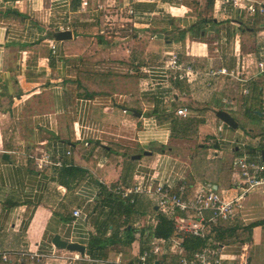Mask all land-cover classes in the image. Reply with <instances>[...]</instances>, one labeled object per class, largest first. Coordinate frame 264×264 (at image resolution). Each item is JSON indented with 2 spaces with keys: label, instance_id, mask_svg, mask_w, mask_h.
<instances>
[{
  "label": "crops",
  "instance_id": "1",
  "mask_svg": "<svg viewBox=\"0 0 264 264\" xmlns=\"http://www.w3.org/2000/svg\"><path fill=\"white\" fill-rule=\"evenodd\" d=\"M102 6L112 7V15H103ZM195 6L183 0H0V254L27 251L44 257L33 264L136 263L160 243L150 236L157 199L136 195L137 212L127 216V208H117L101 185L145 189L152 180L177 186L186 179L226 199L241 195L235 160L245 155L264 163V148L259 150L264 119L244 115L249 108L264 109V73L257 67L264 60V14L248 15L215 2L209 7L207 0ZM105 18L117 37H102ZM65 30L73 38L55 41L53 35ZM172 52L193 65L196 73L188 80L174 82L157 69ZM235 66L250 79L243 100L236 80L205 75ZM258 86L260 104L253 95ZM225 99L237 107L225 105ZM184 107L192 119L214 115L213 128L206 121L199 128L216 138L206 148L209 160L222 162L216 185L192 179L196 148L188 160L176 153L174 141L185 139L173 136L172 117L184 119L177 116ZM217 110L244 117L245 127L238 121L237 129L220 124ZM215 126L224 128L221 135ZM163 146L169 150L161 151ZM111 147H120L116 164ZM43 153L62 165L37 169L34 157ZM137 155L141 159L133 160ZM239 204L228 223L234 230L220 244L224 259L264 264V188L247 193ZM77 209L81 215L74 217ZM129 225L137 231L132 245L123 243ZM57 235L84 246L85 254L55 247ZM96 236L107 245L94 258L88 250ZM111 237L120 243L109 245ZM162 245L157 264H178L176 249Z\"/></svg>",
  "mask_w": 264,
  "mask_h": 264
},
{
  "label": "built area",
  "instance_id": "2",
  "mask_svg": "<svg viewBox=\"0 0 264 264\" xmlns=\"http://www.w3.org/2000/svg\"><path fill=\"white\" fill-rule=\"evenodd\" d=\"M217 5L230 6L239 9L248 15L264 14V1L256 2L254 0H215ZM88 3H84L87 6ZM100 10V7H99ZM132 13V11H129ZM55 48L54 45H52ZM169 62L157 69L166 79L172 81H186L196 73L193 65L185 60H182L180 53L172 52L169 54ZM260 73H264V60L257 64ZM153 73V72H151ZM205 75L215 77L219 75L229 76L239 82L242 86L243 100L244 97L250 94L249 83L250 79L245 75L242 69L235 66L234 68L222 67L211 69ZM224 104L230 107H237V102L231 99H225ZM241 106L243 102L240 103ZM127 111H124L126 113ZM264 112V109H263ZM190 109L184 107L178 109L177 116L188 119L191 116ZM219 131L223 132L224 128L219 127ZM69 154V152H68ZM37 169L43 170L47 166H61L60 162L52 161L48 153H43L38 157H34ZM234 168L238 171L242 182L237 186L241 190V195L231 199L224 198L217 190L192 183L189 180H183L181 184L174 186L170 183H159L152 180L147 188H142L138 185H133L129 188L118 187L111 191L120 195L123 199H130L134 203L136 195H150L156 197L158 211L161 213H174V222L176 234L169 239L174 250L178 252L180 261L178 264H248L245 262H227L222 254L220 244L210 238L212 229L217 227L220 222H232L235 217L236 208L240 205L239 202L247 193L264 188V163L260 160L251 159L243 156L235 160ZM81 210L74 211L73 216L79 217ZM155 223V219L152 220ZM191 234L207 240L208 244L205 248L188 258L186 252L181 248L180 235ZM163 243H156L151 248L143 251L138 260L134 264H157V260L163 255ZM175 252V251H174ZM0 258L4 262L15 260L17 262H27L33 264L41 261L44 257L32 252H5L0 254ZM80 259V256H75V259ZM117 264H129L121 263Z\"/></svg>",
  "mask_w": 264,
  "mask_h": 264
},
{
  "label": "trees",
  "instance_id": "3",
  "mask_svg": "<svg viewBox=\"0 0 264 264\" xmlns=\"http://www.w3.org/2000/svg\"><path fill=\"white\" fill-rule=\"evenodd\" d=\"M215 0H207V4L210 7L214 6ZM197 0H183V4L187 5L191 8H197L195 6ZM263 94V89L261 87H255L253 89V95H255V99L257 100L256 103H261V97ZM245 117L253 120H263L264 112L261 107H253L246 109L244 113ZM173 127H174V137L178 139H188L191 137V131H198L199 127L205 123L203 120L197 119H179L177 117H172ZM196 134V133H195ZM262 147V146H261ZM115 147H111V160L113 164H116L119 159L122 157L119 150L120 147H117V150L114 149ZM207 145L204 144L202 148L199 145L196 146V153L197 155L192 154L191 159V177L193 180L197 182H201L203 184H213L216 185L219 182L220 173L222 169V162L221 161H213L207 158L206 152ZM262 147L259 150H262ZM164 146L161 148V151L165 152L168 151ZM113 165H110V167ZM112 188L109 189L106 186L101 185V192L103 195H107L108 199H112V201L116 204L117 208L119 206L127 208V216L137 212L136 201L134 203L130 202V199H123L120 195L113 193ZM155 212V211H154ZM157 221L153 231L150 233V236L154 239L163 243L165 247L171 246L172 244L169 242V239L176 234V227L174 222V213H160L157 211ZM126 237L123 240L124 244L132 245L135 241V232L136 229L133 225H129L125 227ZM232 229L228 222H220L217 227L212 229L210 238L213 241L221 244L228 236H230ZM179 238L181 239V248L186 252L188 258H192L193 255L205 248L208 244L207 240L202 239L200 237L191 235L189 233L180 235ZM112 242H108L109 245L112 243H120L111 237L109 238ZM107 241L105 242L102 237L96 236L93 238L91 246L89 248V255L91 257L97 258L100 257V253L102 250L106 249ZM165 248V249H166ZM3 263L7 264H28L25 262H17L15 260H11L8 262Z\"/></svg>",
  "mask_w": 264,
  "mask_h": 264
},
{
  "label": "rangeland",
  "instance_id": "4",
  "mask_svg": "<svg viewBox=\"0 0 264 264\" xmlns=\"http://www.w3.org/2000/svg\"><path fill=\"white\" fill-rule=\"evenodd\" d=\"M92 6H93V4L92 3H89V8L90 9H91ZM97 6H98V4H97ZM97 6H96V8H97ZM101 9L102 10H100V11H101V13L103 15H109V16L112 15V12H111V11H113L112 7H109L108 8L107 6H105V7L102 6ZM105 19H106V21L102 22V26L100 25L101 26L100 27L101 28V32H103L102 37L105 38L107 35L110 36L111 33H112V36L113 37H117L118 35L117 36L115 34L113 35L112 27L110 26V23L109 22L107 23V18H105ZM117 30L119 31L120 29L117 28ZM99 32H100V29H99ZM70 50L76 51L75 47H73V46L70 47ZM213 118H214V115H209L206 118V120H205L206 123H207V124H205L206 127L207 126L209 127V125H210V127L213 128V121H212ZM216 119L221 124V121L218 118H216ZM235 119L240 123V127L239 128L245 127V124L244 123L245 122L247 123V119L245 121V118L242 117V116L235 117ZM261 126L262 127L264 126V120L259 124V127H261ZM214 128H216V131H217V127L215 126ZM230 129H228V130H230ZM209 131H211V130H209ZM203 133H204L203 130L201 131V129L199 128L196 134H194V135L191 134V136H193V137H190L188 139H185L184 141H174L175 144L173 143V145H177L175 148H177L179 150V151H176L177 155L178 156H181V158H183L184 160H188V156L190 155V152L195 150L197 143H204V144L206 143V145L207 144L208 145H211L216 138L213 137V136H211V135L204 136ZM217 133H218V135H221L222 134L219 131H217Z\"/></svg>",
  "mask_w": 264,
  "mask_h": 264
},
{
  "label": "water",
  "instance_id": "5",
  "mask_svg": "<svg viewBox=\"0 0 264 264\" xmlns=\"http://www.w3.org/2000/svg\"><path fill=\"white\" fill-rule=\"evenodd\" d=\"M161 39H163V35H159ZM53 38L57 42H64L67 40H71L73 38V33L70 30H65V31H59L58 33H55L53 35ZM215 114L217 118L222 121L226 126L232 129H237L239 126V123L237 120L226 110H217L215 111ZM150 152H145V155H150ZM263 154V160H264V151L262 152ZM4 159L9 160V156L5 154ZM141 159L140 155L134 156L133 160H139ZM156 210H158V207H156ZM54 245L57 248L69 251V252H76L81 255L85 254L86 248L82 245L79 244H72L68 243L66 241H63L59 235H57L54 238Z\"/></svg>",
  "mask_w": 264,
  "mask_h": 264
}]
</instances>
